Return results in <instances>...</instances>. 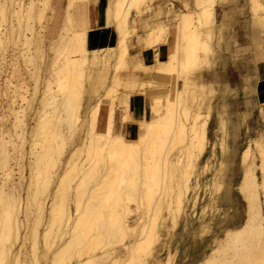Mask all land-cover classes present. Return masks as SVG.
<instances>
[{"label": "bare ground", "instance_id": "1", "mask_svg": "<svg viewBox=\"0 0 264 264\" xmlns=\"http://www.w3.org/2000/svg\"><path fill=\"white\" fill-rule=\"evenodd\" d=\"M83 1L89 0H65L59 25L56 27L54 24L51 28L53 32L56 30L55 40L51 42V45L55 42L59 45H56L57 47L63 49L64 45L67 48L63 53L60 52L62 56L58 58L59 55L55 56L57 54L55 50L60 48L56 49L55 43L53 44L55 62L58 58L60 63L57 68L54 66L56 70L53 69L55 71V79L52 80L54 86L51 80L45 81L44 95L49 96L44 97L40 102L43 108L35 116V123L28 133L29 139L25 138V134L27 135L25 124L24 128L21 126L25 116L24 108L21 107L22 103L17 105L21 107L20 109H16L11 104L12 101L14 104L16 96L20 98V101L26 99L24 92L27 89H22L24 92L21 93L19 91L22 88H20L21 83L18 85L12 83L13 86L10 80L5 79L6 83L13 86V95L10 94L9 98H13L14 95L15 97L9 103V109L14 114L11 128L0 129V264H20L22 254L29 258L28 264H33L39 255L46 260L50 258V264H111L114 262L112 253L115 252V246L120 243L128 255H133L141 249L144 257L138 260L140 264H175L176 248H172L168 239L162 240V229L167 225L166 219L169 218L170 229H172L181 221L186 223L188 217L196 216L200 197L198 193L200 180L207 175L208 171H210L209 180L202 182V185L206 186L205 191L208 190V199L199 207L201 208L200 220L209 211L213 212L217 209L216 201L219 199L220 192L224 187H230L227 177L235 158V153L228 143L230 137L227 130L228 119L222 111L218 112L217 117L218 138L211 143V149L208 150L210 154L206 161L200 162L209 144L207 124L212 109L210 99L205 103L203 97L200 98L202 95H197V92H203L204 88L208 89V95L216 91L201 73L204 65L208 66L207 63H209L207 56L212 46L209 41L212 29L208 27L214 20L216 0H194L195 6L201 8L200 11L196 12L195 17L189 14L180 17L174 50L167 57L168 65L166 69L153 71V78L157 76L169 83L171 87L168 86V89L176 87L173 96H166L165 115L152 121L137 120L132 116V112L128 111L127 105H124L121 121H136L138 128L144 127L146 132L143 138L138 134L137 136L124 134L122 131L113 134L112 102L107 108L104 130L94 129L103 95H99V91L103 90L105 94H108L112 92V84L119 85L117 80L119 65L112 66L108 78L111 83L106 84L111 63H108L107 59L103 60V56L97 55L100 45L86 42L90 26L79 29L74 16L75 6ZM113 1V26L121 31V26L125 25L131 11L138 12L140 1ZM251 2L254 13L264 14V0H251ZM7 12H11L14 19H17L15 23L11 18L7 19ZM108 12L107 5L104 22L109 26L112 24L108 20ZM43 17H45L43 19L46 20L45 23H42ZM0 18L1 21H8L9 24L5 31L0 32V46H6V41L10 40V37L6 36L7 32H14L16 40L22 37L18 40L20 44L13 41L15 46H21L19 48L17 46L18 56L23 57L22 61H29L37 51V47L32 44L30 46V43L37 42L34 41L35 38L42 39L41 31L46 29L49 23L55 22V8L52 0H3L0 1ZM36 21L39 24L35 29L33 26L36 25ZM15 27L18 28L17 34H15L17 29ZM201 27H204V30ZM152 30L153 37H149L147 33L144 43L151 44L152 41L158 43L161 39L165 41L162 38L166 32L165 25L158 23ZM204 31L207 32L205 40L201 37V32L203 34ZM91 32L94 30L92 29ZM96 39L97 37L95 41ZM108 45L111 46L112 43ZM28 46L33 47L34 51L32 52ZM113 48L116 49L114 63L117 61V64H123L129 55L124 37L120 36ZM200 50L203 52L202 56L199 54ZM88 52L91 54L87 55ZM211 52L209 54L212 56L214 51ZM36 56L39 57V54L35 55V59ZM33 59L29 62H33ZM209 65L211 68V64ZM34 70L37 71V69ZM195 73L197 75L192 80H185L184 77L187 74L195 75ZM37 74L36 77H38ZM153 82L155 81L151 78L148 83ZM33 87L31 97L36 95L37 83ZM66 92L69 95L66 96ZM84 94H87L89 110L83 115L88 120L81 117V113L84 112H82ZM92 96H96L97 99L90 106L92 103L89 104L88 100ZM157 102L155 100V104ZM193 104L197 111L194 114L193 110H190L194 114H191V117L189 109ZM203 104L207 105L204 114L199 112ZM49 106L51 110L55 108L54 110L59 112L52 114L54 116L48 112L46 114L45 111L48 109L45 108ZM260 112L264 120V102L261 104ZM51 116L55 117L54 120L57 119L56 123L53 122L56 127L50 126ZM86 120L88 122H85ZM86 123L87 128L83 129ZM77 125L82 129L75 128ZM62 126L68 127L67 138L71 144H74L68 150L64 160H61V156L67 144L65 141L67 138ZM81 131L83 134L80 136ZM233 137H236V133ZM261 141L257 140L254 142L255 145L253 144L257 151L256 164L254 159L257 158L251 150L253 147L247 145L239 154L241 175L235 185L245 202V216L241 224L225 228L220 235H213L209 246L206 244L209 247L206 253L193 264H214V260L216 264H258L264 258V144ZM145 142H150L151 145H146ZM25 144L29 147V158L26 163L28 176L26 175L24 186L21 187L22 182L19 180L23 181L25 177L24 163H22L23 157L26 156ZM216 146L220 148V155L214 162L212 158L215 156ZM82 152H84L83 160L75 162V156ZM60 164L62 165L58 168ZM14 166L18 168L16 171L19 172V180L11 182L15 174ZM256 167L260 173L259 177H257ZM18 184L20 187H17ZM23 193H25L24 196ZM128 200H134L137 207L141 208L143 212L141 214L148 217L142 222V224L147 222L148 227L138 230V236L141 235L142 238L135 239V236L134 239L124 240L126 233L134 235L137 232L135 228L124 222L123 215L129 210ZM121 201L125 203L122 205ZM120 205L123 208V214L121 209L120 213L117 210ZM210 221H212L211 218ZM208 226L202 224L199 226L201 230H198L202 234L208 231ZM167 230L169 232V229ZM254 235L258 238L254 239ZM62 236L64 239L61 238ZM60 238L62 242L58 246L56 244V248L54 245L52 248L51 245L57 243ZM26 240L29 246L28 249L27 247L23 249L26 250L25 252H22L21 248L25 246ZM163 248L167 251L164 258L160 259L158 251ZM84 253H89L85 262L82 257Z\"/></svg>", "mask_w": 264, "mask_h": 264}, {"label": "rangeland", "instance_id": "2", "mask_svg": "<svg viewBox=\"0 0 264 264\" xmlns=\"http://www.w3.org/2000/svg\"><path fill=\"white\" fill-rule=\"evenodd\" d=\"M0 1L2 2L3 0H0ZM97 1H102V0H96V1L95 0H89L88 3H87V7H88V5L91 2L92 3H96ZM108 1H110V3H112V0H107L106 1L107 4H108ZM139 1L140 2L138 3L139 4L138 12H136L134 10L131 11V13L128 15L129 21L125 22L124 26H121L122 27L121 31H119L115 27L118 38L120 36L124 37V42H125V45L127 46V49H128V44L131 42V40L133 38H136L138 42L143 44V46H145V45L147 46L148 45L147 47L156 46V45L162 43L163 42V41H161L162 39L158 43L152 41L151 44H146V43H144L145 41L139 40L140 36L144 35L145 32L151 26L152 27L150 28V30L147 33H149L148 34L149 37H153V36H151V34H152L151 32H153V30H152L153 26L156 23H159V22H162V23L166 24V26L168 28V32L164 33L162 35L163 36L162 38L167 39L168 36H170V35H173L174 38H175L176 35H177V33H176V24L179 21L178 20V15L182 16V13H181L180 10L184 9L183 5H181V2L179 0H153L151 2L150 1L142 2L141 0H139ZM162 1H165V6L168 5L170 7L168 10L165 11L164 7H162V5L160 4ZM170 1L172 3H170ZM231 1L232 0H216L215 5H214V10L216 9V5L222 4V3H231ZM235 1H236V3L237 2H244V1L246 2V0H235ZM64 3H65V0H52V4H53V6L55 8V22L54 23H49L47 25V28L41 31L42 39L38 40L37 38H35L34 41H37V42L30 43V46L32 44V46L34 45V46L37 47V51L36 52H38V53L35 52V54L31 53L34 56V59H33V56H32L33 62H29V61H32V59H30L29 61H27V60H23L22 61L23 57L21 58V56H18L19 55L18 54L19 53L18 52V50H19L18 48L21 47V46H19V45L15 46L14 42L16 41L17 44H20V41L18 43V40L22 39V37H20L18 40H16V36L13 35L14 32H11V31H10V33H9V31L7 32L6 36L8 38L10 37V40H8L9 42L6 41L7 42L5 44L6 46H4V47L0 46V129H4L5 130V128L6 129H10L11 128L10 124H11V122L14 119V114H12V112L9 109V103H10V101H12L11 99H13L15 97V95H14L13 98L12 97L9 98V96H10V94H11V96L13 95V93H12V91H13L12 89H13V86H14L13 84L18 85L19 83H21L20 85H22V86L19 85L20 88L22 87L21 90L22 89L25 90V88H26L28 92L27 91L24 92L23 90L21 91V90H19V88H18V90L21 93L24 92V95H25L26 99H24L23 101L22 100L20 101V98H18V96H16L14 98L16 104H15V102L13 104L12 103L13 101L11 102V104L16 109L17 108L20 109L23 106L22 108H24L25 116L23 118L24 121L21 124V126L24 128L23 125L25 124V127H26L25 130L27 132V135L25 134V138L29 139V134L28 133H29V130H30L31 126L35 123V120H36L35 116H37V114H38L37 112H39V110L43 108L42 104H40V102H42L44 97L47 98L49 96V95H46V94H45L46 96L44 95L43 89H44L45 81H47V80H49V81L51 80L52 81V80L55 79L54 78L55 77V74H54L55 71L53 69L56 70V68L58 66V63H60V62H58L57 59L60 58V56H62L61 53H63L66 50V48H67L66 46L63 45V49H61L60 47L56 46V45H58V43H55V42H54L55 44L52 43V45H51V42H53L55 40L54 35H55V31H56L55 30L53 32V30L51 28L54 26V24L56 25V27L59 25L60 17H61V15L63 13L62 7L64 6ZM191 7L192 8H198L192 3H191ZM186 8H188L187 5H186ZM7 15H8L7 19L11 18L13 23H15L17 21V19H14V16L11 15V12H7ZM164 16H166V17H164ZM191 16L195 17L196 13H194ZM164 18H166V19H164ZM43 19H45V17H43L41 19L43 22L41 20L40 21L42 23H45L46 20L44 21ZM216 19H217V14H216V10H215L214 20H213V23H212L213 25L209 24V26L211 25L210 26L211 28L208 27V29H210V30L212 29L211 30V33H212L211 34V38L209 40L211 44L210 43L209 44L212 45V46H210V48H211V50L214 51V53H213V51L211 52V50L209 51V53L211 52L213 54L211 56L208 53V56H207L208 59L206 58L207 61H209V63H207L208 66L204 65V67H203V69L201 71L202 75L204 76V73H203L204 69L207 70V72H208L207 74L208 75L205 74L206 77L204 76V78H205V80H209L210 81L211 85L216 89V91H214L213 93L210 92L209 95L207 94L209 92H208V89H206V88H204L205 90L204 89L202 90L203 92H201V91H199L200 93L197 92V95H199V96H200V94L202 95L200 98L203 97V101L205 103H207L206 100L210 99L209 101L211 103V109H212V110L210 109L211 110V116H210V118L208 120V134H209L210 140L214 139L215 137L218 138V132L214 129V127L216 125V117H215L214 113H216L217 104L220 103V102H225L226 103L225 110H226L227 114L230 115V103L226 100V97L229 98V95H230L229 86L227 84L224 87H221V85H217L216 86L215 83L213 82V79L210 77V73L214 72L213 68L215 66L214 58H215V55H216V50L214 49V46H215V40H216V38H215ZM38 24L39 23L36 21V25H34L33 28L35 27V29H36L38 27ZM88 25H89V23H88ZM7 26H9L8 21L4 22V21L0 20V32L5 31ZM112 26H113V24H112ZM212 26H213V28H212ZM15 28H17V27H15ZM205 28H207V27H205ZM15 30H16L15 34H17L18 28L15 29ZM202 30H204V27L202 28ZM25 32H28V30H25ZM33 32L35 33V31H33ZM30 33H28V34L30 35ZM166 34H167V36H166ZM144 37H145V35H144ZM201 37L203 38V40L206 39L205 31L203 32V34L201 32ZM118 38H117V42H118ZM221 39L222 38H219V41ZM34 43H36V45ZM53 44L55 45L56 49L57 48H60V49L55 50L56 52L54 50H52V49H54V45ZM59 44L62 47V44L61 43H59ZM17 46H18V48H17ZM30 46H28V47H30ZM113 46H114L113 43H112L111 46H109L108 44H102V45H100V47H99V49L97 51V55L103 56V60L107 59L108 63H111V67L109 68L107 79L109 78V74H110V71L112 70V66L113 65L115 66V64H116L117 66L119 65L120 80H129V79L131 80L132 79V80H136V81H141V80H149V79L152 78V80L155 81L152 84L144 83L141 86L139 85V86L134 88V89H137V90H133V91H129L128 92L129 97H130L131 94L138 93L142 97H144L146 99V101H147L146 114H144L142 117H137L136 119L137 120L152 121V120H156V118L158 119V117H162L163 115H165L164 112L166 111V109H165L164 103L166 102V98H167L166 96H168V95L173 96V93H175V90H176L175 88L176 87L174 89H168L169 87H171L170 85H168L169 84L168 82L162 80L160 77H157V76L156 77L154 76V78L156 80L153 78V71H155V70L150 69V67L147 66V65L144 67V65L142 63H140V62L132 63L131 60H130L129 55H127V58H126L127 61L124 60L125 63L123 62V64H119V63L117 64V61H115V63H114V58H115V55H116V49L114 50ZM36 47H34V48H36ZM89 47H91V46H89ZM30 48H31V50L33 52L34 51L33 47H30ZM53 51L55 53H57V54L55 55V53ZM36 54H39L40 58L37 57L38 56L37 55L36 59H35V55ZM90 54H91L90 52L87 53V55H90ZM199 54L202 56L203 52H201V50H200ZM54 55L55 56L59 55L58 58L56 57L57 58L56 62H55ZM209 64H211V68L209 67L210 66ZM34 69H37L38 72L35 71ZM140 72L144 73V75H145L144 78L145 79H143L142 77H140L138 75ZM35 73L36 74L38 73L37 74L38 77H36ZM151 73H152V75H151ZM193 75L194 74H187L184 78H185V80L189 81V80H192L194 78ZM5 79L6 80H10L11 84L13 83L12 84L13 86L8 84V83H6L7 81ZM197 79L198 78H196V80ZM117 80H118V76H117ZM35 83H37V87L36 88H38V90L36 89L37 93L35 92V94H36V95L34 94L35 97L34 96L31 97L32 96L31 94H33L32 91H34V87L33 86L35 85ZM108 83H111V81L109 79L107 80L106 84H108ZM52 85L54 86V82L52 83ZM111 87H112V92L111 93L109 92L108 94L107 93L105 94V92L103 90L99 91V95H102V94L103 95L101 96L102 100L100 101V106H99V109H98L97 117L95 119V127H94V129L97 130V131H103L104 130L105 122H106V119H107V117H106L107 108H108L109 104L112 102L111 104L114 107V113H113V120H114L113 121V123H114L113 124V134L118 132V131H120V132L122 131V133H124V134H131L133 136H137V134H138L139 137L143 138L145 136L144 134L146 132V129L144 127L138 128V123L136 121L133 122L131 120L130 121L128 120L130 123L128 121L123 122V121H121V118H120L122 116L121 114L124 112L123 111L124 110V105L126 104L127 107H129V102L127 100V95L128 94L125 92V91H128V88H125L124 85L116 86L114 84H112ZM138 89H141L142 91H140ZM171 90H173V92H171ZM3 91H4V93H3ZM42 95H44V96H42ZM65 95L67 96V95H69V93L66 92ZM29 97H31V98L27 99ZM86 97H87V94H84L83 97H82L83 100L81 99L82 103H83L82 112L84 111L83 113H81L82 119L85 116L83 114H85L89 110V109H87L89 107L87 105ZM208 97H210V98H208ZM40 98H42V99H40ZM91 98H90V100H88L89 104L92 103L90 106H92L96 102L97 97L96 96H92ZM217 98H221L222 100L221 101H216ZM155 100L158 101L156 104H155ZM19 104H21V107H17V105H19ZM204 105H205V107H204ZM24 106H26V108ZM50 106L45 108V109H48V110L45 111V113L48 112L50 115H52V114L56 113L57 111L59 112V110H57V111L54 110L55 108H52V110H51ZM206 106H207L206 104H203L201 106V108L199 109V112L204 114L205 110L207 109ZM192 107H194V109ZM58 109H60V108H58ZM154 109H157V110L155 111ZM49 110H50V112H49ZM190 110H193V112L190 111ZM195 111H197L196 110V106H194V104H193V105H191V107L189 109L190 115L192 113L195 114ZM260 111H261V106H260ZM40 112H41V110H40ZM260 113L261 112H259L258 118H255V120H258L257 129L255 131L248 132V131H246L244 129V133H241V132L237 133V136H236V141H237V145H238V148L236 150L237 155L235 157V162H234L233 168H232V170H231V172H230V174H229V176L227 178V180H229L231 185H232V189H233L232 191H233V195L235 197V205H236L237 213H238L239 216H242V217L245 216V213H244L245 202L242 199L241 195L239 194V192H238V190L236 188L237 182L240 179V175H241L239 154L247 145H249V146L253 147V148H251L252 154L254 153L253 155L256 157L257 151H256L255 147L253 146V144L255 145L254 142L257 141V140L258 141L263 140L261 142L264 144V120L261 117ZM194 114H192V115H194ZM54 115H52V116H54ZM192 115H191V117H192ZM54 118L53 117L49 118L50 121H51L50 126H52V127L53 126L56 127V124H54V123H56L57 119L54 120ZM84 119L88 120V118H86V117ZM201 119H202V117H201ZM87 120L85 122H88ZM244 121H245V119H244ZM85 125H87V123L84 124V126H83L84 128L83 129L87 128ZM78 126L79 125H77L75 128H77L78 130L80 128L82 129L81 126H79V128H78ZM63 127L64 126H62L61 128L64 131V135L67 138L69 136V132H68L69 129H68V127L66 128V126L64 128ZM82 134H83L82 131H81V133L79 132L80 136ZM7 138L8 137L6 136V139ZM65 141H66L67 144L65 145V149H63V152H62L63 155L61 156V160H64V158L66 157V155L69 152L68 150H70V148H72L74 146V144H71L69 142L68 138L65 139ZM249 141H251L252 143L249 142ZM18 142H20V141L18 140ZM146 145H151V143L148 142V143H146ZM28 148H29L28 144H25L24 152H25L26 156H24L23 157L24 159H22L23 160L22 163H24L23 164V166H24L23 174L25 175L24 180L22 181L21 179L20 180L18 179L19 172L16 171L18 168H17V166H14L15 174H14L13 179L11 181V182L18 181V180H19V182L21 181L23 183V184L20 183L21 187L24 186L26 175L28 176V167H26V166H28L26 163H27L28 158H29ZM26 151H27V153H26ZM218 155H220V150L216 149L215 156L212 158V160L214 162L216 161V158L218 157ZM83 156H84V152H82L78 156L76 155L75 156L76 158H74L75 162L76 161H82L83 160ZM256 162H258V158L254 159V163L255 164H256ZM61 165L62 164H60V166L58 165L57 167L59 168V167H61ZM58 168H56L57 171H58ZM256 173H257V177H259L260 173H259L257 167H256ZM206 174H207L206 177L203 176L201 178V180H200L201 185L198 188V193L200 195V202L201 203L207 201V199H208V192H207L208 190L205 191L206 186L202 185V182L205 181V180L207 181L206 178L210 177V171H208ZM20 184H18L17 187H20ZM22 190H21V192L24 191V190L23 191ZM24 195H25V193H23V196ZM120 203L123 205V203H125V201L124 202L121 201ZM201 203H199V206H200ZM70 205L71 204L69 202V206ZM219 205H223L222 201L219 203ZM120 207H121V205L119 206V209L117 207V210L119 211L121 209L120 211L123 214V212H124L123 208L122 207L120 208ZM127 207L129 209L128 210L129 212L127 211L128 215L126 213H124L123 217L125 218V221H124V218H123V221L128 226H130V227L132 226L133 228H135V230L137 232H135L134 235H131V234L129 235L128 233H126L124 235V240H126V238L127 239H134L135 236H136L135 239L142 238L141 235L138 236V230H140L142 227H144V228L148 227L147 222H144L146 224H144V223L142 224V222L146 221L148 217L146 215H144V214H141L143 212H142L140 207H137V203L134 200H128L127 201ZM120 211H119V213H120ZM163 212H165V211L163 210ZM125 215H126L127 218L125 217ZM20 217L22 218V216H20ZM126 219H128L129 221L126 220ZM140 223L143 226L140 225ZM165 224H167V225L165 226L166 228L164 227V229H162V234H163L162 240L168 239L171 242L172 248L176 247L177 252L175 253L176 255H174L175 262H176V264L177 263L182 264L183 260H186L188 258V255L187 256L185 255V254H187V253L184 252L185 249L188 248V251L191 252L193 250V248H198V243H193L192 237L188 234L187 231L181 230L180 226H177V227H174V228L170 229L171 227L169 225L170 224L169 218L166 219V223ZM167 229H169V232H171V233H169ZM212 229H209L208 232L202 233V237H198V239L201 241L202 245H206V244L209 243L210 233L212 234L213 232H215V230L213 229L214 230L213 231ZM221 233L222 232L217 233V235H220ZM61 238L64 239L63 236ZM61 238L57 241V243H53L51 245V247L54 248V246H55V248H56L58 246V244H60V242H62ZM256 238H258V237L254 235V239H256ZM26 242H28V240H26ZM26 242H25V246H23V248H21L22 252L26 251V250H23V249H26V247L28 249L29 242L28 243H26ZM39 244L41 245V243H39ZM56 244H57V246H56ZM159 244H160V242H159ZM40 245H39V248H38L39 251L41 249ZM115 247L116 248L114 249V251L118 255L115 252L112 253V255L114 254V262L111 263V264H136L137 262H138L137 264H140L138 260H140L141 258L144 257V255H142L143 252H141V249L138 250L133 255H128L126 250L122 248L121 243H120V245L118 244ZM166 251H167L166 248L165 249L164 248L163 249H159L158 258L163 259L164 256H165V252ZM88 254L89 253H84L82 255L84 262L87 260L86 256H88ZM23 255L24 254H22L21 257H20V261H19L20 264H22V263L23 264H28V262H30L29 258L26 255H24V256ZM40 256L41 255L37 256V260L33 264H50V261H51L50 258L47 257L49 260L48 259L46 260V258H44L43 256H41V257ZM198 256L199 255H197V253H195V252L193 254L189 255V257H191L193 259L198 258ZM115 257H116V260H115ZM22 259H23V261H22ZM25 261H27V262H25ZM213 263L216 264V260H214Z\"/></svg>", "mask_w": 264, "mask_h": 264}, {"label": "crops", "instance_id": "3", "mask_svg": "<svg viewBox=\"0 0 264 264\" xmlns=\"http://www.w3.org/2000/svg\"><path fill=\"white\" fill-rule=\"evenodd\" d=\"M179 1L181 2V5H183L184 7V9L180 10L182 16H187L188 14L193 15L194 13L199 12L201 9L200 7L199 8L191 7V3L195 5L194 0H179ZM113 2H114L113 0L112 3L108 1V4L106 3V0L97 1L96 3L91 2L87 7L88 2L83 1L75 6L74 16L78 28L86 29L90 25V28L86 35L87 43L89 44L95 43L98 45H102L108 43L115 44L117 42L118 36L115 27L112 25L108 26L107 24L106 26L104 22L106 18L105 16L106 6L108 5L109 7L108 20L110 21L111 24H113L114 21ZM184 2L186 3L185 5ZM170 3L172 2L170 1ZM160 4L162 5V7H164L165 11L170 8L168 5L165 6V1H162ZM186 5L188 6V8H186ZM215 10L217 14L216 28H215L216 40L214 46V49L216 50V55L214 58V62H215V66L213 68L214 72L210 73V77L213 79V82L215 83L216 86L221 85V87H224L226 84L229 86L230 95L229 98L226 97V100L230 103V115H228L225 110L226 107L225 102H220L217 104L216 113L214 114L216 117V125H217L218 112H222V111L225 112V116L228 119L227 130L230 134V137L228 138V143L230 145L231 150L234 151L236 157L237 155L236 150L238 148V145H237L236 137H233L234 133H236L237 136V133L240 132L244 133V129L248 132H253L257 129L258 120H255V118H258L260 112V106L264 102V14L253 12L251 0H246V2L244 1L237 3L235 0H232L231 3H222L216 5ZM215 10H214V14H215ZM180 17L181 16L178 15V20L180 19ZM127 21H129V17L127 18ZM157 24L158 23H156L154 26H156ZM162 24L166 26V24L164 23ZM150 28L145 32L144 35H146V33L150 30ZM177 28H178V23L176 24V33H177ZM92 29L94 30V32H91ZM97 30H99V32ZM167 32H168V28L166 26L165 33ZM144 35L140 36L139 40L144 41ZM96 37L97 39L95 41ZM99 38H101L102 40L101 39L99 40ZM219 38L222 39L219 41ZM175 39L176 37L174 38L173 35H170L168 36L167 39H165L164 42H162L163 44L160 43L156 46L145 47L143 46L142 43L138 42L136 38H133L131 42L128 44V54L130 60L132 63L140 62L143 65H147L150 67V69L153 70L166 69L168 65L167 57L174 50ZM203 73L204 76L205 74L208 75L206 69H204ZM138 75L143 79H145L144 73L140 72ZM196 75L197 73H195V75L193 76ZM150 80L151 79L141 80V81H136L132 79L120 80V72H118L119 85H124L125 88H128V91H125L127 94L129 91L137 90L134 89L135 87L139 85L141 86L144 83H148ZM138 90L142 91L141 89ZM127 100L129 102V107H128L129 111L132 112V116L134 118L142 117L144 114H146L147 101L140 94L138 93L131 94L130 97L128 94ZM221 100H222L221 98L216 99V101H221ZM216 125L214 129L218 132L219 135V131L217 130ZM207 135H208V124H207ZM207 137L209 139L210 145L208 144L206 152L201 157L200 159L201 163L205 162L206 159L208 158V155L210 154L209 151L211 149V143L216 140V137L212 140H210L209 135ZM216 149L220 150L219 146H216L215 151ZM234 162H235V158L231 165L230 172L233 168ZM206 179L209 180V178ZM228 183L230 184V187L229 188L224 187L222 189L223 192L221 191L218 196L219 199L217 198L218 200L216 201V204L218 206L216 205L215 207L217 209H214L213 212L209 211L208 212L209 215L207 213L200 220L201 215L199 213L201 212L200 210L201 208L199 207L201 206V204L199 206V203L201 202L199 197V203L198 206L196 207V211H197L196 216L192 215L188 217V221H186V223H183V221L179 223L178 226H180L181 230L187 231L188 234L192 237L193 243H198V248H193L191 252L188 251V248L185 249L184 252L187 253L185 255L186 256L188 255V258L186 260H183L182 264H193L195 261L200 259V257H202L208 250L209 248L208 246L213 235H217V233L223 232L225 228H230L231 226L236 227L241 224L244 216L243 217L239 216L237 213V209L235 205V197L232 191L233 190L232 185L230 181ZM221 201L223 205H219ZM213 216H215L217 219L215 220V217ZM210 218L212 219V221H210ZM198 221H201V223L200 222L198 223ZM198 224L199 226H201L202 224H206L207 226L209 225L208 231L209 229L212 228L215 230V232H213L212 234L210 233L208 246L202 245L201 241L198 239V237H202V234L199 231L201 230V227H199ZM218 230L220 231L218 232ZM194 252L197 253V255H199L198 258H195V260L189 257V255L193 254Z\"/></svg>", "mask_w": 264, "mask_h": 264}, {"label": "snow or ice", "instance_id": "4", "mask_svg": "<svg viewBox=\"0 0 264 264\" xmlns=\"http://www.w3.org/2000/svg\"><path fill=\"white\" fill-rule=\"evenodd\" d=\"M258 264H264V258H262V259L258 262Z\"/></svg>", "mask_w": 264, "mask_h": 264}]
</instances>
